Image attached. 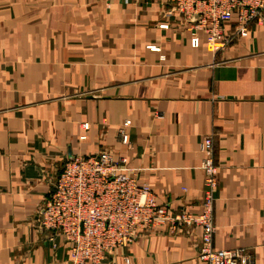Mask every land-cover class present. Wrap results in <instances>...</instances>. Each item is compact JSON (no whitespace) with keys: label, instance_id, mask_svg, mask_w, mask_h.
Instances as JSON below:
<instances>
[{"label":"crops","instance_id":"crops-1","mask_svg":"<svg viewBox=\"0 0 264 264\" xmlns=\"http://www.w3.org/2000/svg\"><path fill=\"white\" fill-rule=\"evenodd\" d=\"M167 9L166 0H0V264H72L69 244L36 223L76 157L124 159L159 206L199 213L207 135L219 169L213 249L264 264V17L214 53L203 34L193 48ZM199 246L195 228L160 230L101 264H200Z\"/></svg>","mask_w":264,"mask_h":264},{"label":"built area","instance_id":"built-area-1","mask_svg":"<svg viewBox=\"0 0 264 264\" xmlns=\"http://www.w3.org/2000/svg\"><path fill=\"white\" fill-rule=\"evenodd\" d=\"M167 12L182 17L192 35L191 46L198 47L203 34L211 50L219 52L234 37H246L248 27L263 21L264 0H166ZM234 25L233 33L226 27ZM125 122L118 130L121 144H128ZM87 128V125H83ZM199 151L204 158L203 197L200 212L188 209L168 210L159 206L148 185L137 172H126L124 159L110 153L66 162L53 188L43 202L36 228L61 237L69 244L72 264H101L112 251L128 245L146 233L164 230L177 234L182 228L199 231L200 264H254L244 250H214L213 204L218 187V167L214 162L211 135L204 136ZM127 262V261H126Z\"/></svg>","mask_w":264,"mask_h":264},{"label":"rangeland","instance_id":"rangeland-1","mask_svg":"<svg viewBox=\"0 0 264 264\" xmlns=\"http://www.w3.org/2000/svg\"><path fill=\"white\" fill-rule=\"evenodd\" d=\"M96 154V153H95ZM76 158H79V157H76ZM75 159V158H74ZM72 161V160H71ZM65 164V163H64ZM63 164V165H64ZM63 167V166H62ZM44 202V201H43ZM42 207H43V205H42ZM129 245V244H128ZM127 245H123V246H121V248H124V247H126ZM117 249H119V248H117Z\"/></svg>","mask_w":264,"mask_h":264}]
</instances>
